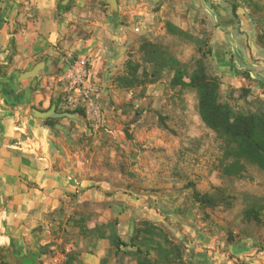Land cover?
<instances>
[{
	"label": "rangeland",
	"instance_id": "1",
	"mask_svg": "<svg viewBox=\"0 0 264 264\" xmlns=\"http://www.w3.org/2000/svg\"><path fill=\"white\" fill-rule=\"evenodd\" d=\"M62 1L70 45L93 42L88 53L44 59L31 78L49 98L35 109L75 115L40 118L48 160L75 188L34 228V264H72L82 239L135 236L158 241L161 264H264V170L245 163L239 176L221 173L224 142L201 121L195 89L170 84L167 58L186 72L202 64L234 112H263L264 0H116L115 12L100 0L111 37L80 16L94 5ZM144 41L158 48L153 59ZM130 63L139 81L127 87L119 80L131 78ZM204 194L211 204L199 200ZM118 254L115 264L138 263L130 246Z\"/></svg>",
	"mask_w": 264,
	"mask_h": 264
},
{
	"label": "crops",
	"instance_id": "2",
	"mask_svg": "<svg viewBox=\"0 0 264 264\" xmlns=\"http://www.w3.org/2000/svg\"><path fill=\"white\" fill-rule=\"evenodd\" d=\"M58 1L0 0V262H27L39 243L34 228L45 214L58 211L75 188L48 160L47 128L32 112L40 101H49L37 88L41 81L20 78L25 70L61 51L89 52L93 38H79L70 45V8L58 9ZM77 2L94 5L80 16H92L91 24L101 25V32L111 37L107 15L97 14L100 0ZM126 247L120 245L119 252ZM72 249V264H115L119 256L105 238L90 243L82 239Z\"/></svg>",
	"mask_w": 264,
	"mask_h": 264
},
{
	"label": "trees",
	"instance_id": "3",
	"mask_svg": "<svg viewBox=\"0 0 264 264\" xmlns=\"http://www.w3.org/2000/svg\"><path fill=\"white\" fill-rule=\"evenodd\" d=\"M232 8L235 12L236 7L233 6ZM141 48L150 59L157 56L158 48L154 44L144 41L141 44ZM163 53L162 50L159 51V54L162 55ZM167 58H169V62L175 64L172 65L174 73L170 78V84L172 86H188L195 89L201 121L224 142L223 162L220 167L221 173L225 176H239L245 170V163L253 164L264 170V111L246 114L234 112L227 103L219 101V83L215 78L207 76L202 64H197L190 72H186L179 61L170 56H167ZM137 72L138 65L130 63L129 74L131 78L122 77L119 81L124 86H134L139 81ZM185 76L187 81L183 79ZM200 197L201 199L199 200L202 202L211 204L212 197L208 194ZM250 212H253V209ZM132 238L134 241L127 243L118 238L114 239L115 253L119 252L120 245L130 246L134 248L138 259L137 264L165 263L158 241H154V244H152V242H146L145 238L139 242H136V236ZM148 238H151V236ZM151 250L157 252L156 257L152 260L149 259ZM33 259L35 260V257ZM31 260L32 257H30L27 264H33L34 261L31 262Z\"/></svg>",
	"mask_w": 264,
	"mask_h": 264
},
{
	"label": "water",
	"instance_id": "4",
	"mask_svg": "<svg viewBox=\"0 0 264 264\" xmlns=\"http://www.w3.org/2000/svg\"><path fill=\"white\" fill-rule=\"evenodd\" d=\"M67 0H63L62 3H65ZM151 2H157L158 0H149ZM106 2L109 5V9L113 11L116 7V0H106ZM44 66V63L42 61L36 63L31 69L25 70L20 74L21 79H28V78H34V76L38 73V71ZM33 115L35 117H39L42 119L46 118H54V117H59L62 115L65 116H73L75 117L74 114H68V113H57L55 111V106L52 105L49 109L47 110H39V109H32ZM57 127H60L62 130H65L64 127L60 125H56Z\"/></svg>",
	"mask_w": 264,
	"mask_h": 264
},
{
	"label": "flooded vegetation",
	"instance_id": "5",
	"mask_svg": "<svg viewBox=\"0 0 264 264\" xmlns=\"http://www.w3.org/2000/svg\"><path fill=\"white\" fill-rule=\"evenodd\" d=\"M31 257H32L31 262H33V261L35 262V260L33 259V257H36L35 253H34V254H31ZM29 259H30V258H29ZM28 261H29V260H28ZM28 261H27V262H28ZM27 262H24V264H27ZM15 264H16V263H15ZM33 264H34V263H33Z\"/></svg>",
	"mask_w": 264,
	"mask_h": 264
}]
</instances>
